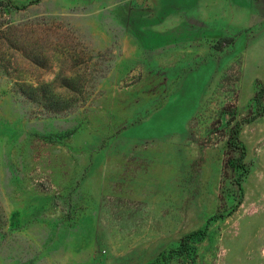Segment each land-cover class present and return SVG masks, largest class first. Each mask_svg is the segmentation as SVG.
I'll use <instances>...</instances> for the list:
<instances>
[{
	"label": "rangeland",
	"instance_id": "1",
	"mask_svg": "<svg viewBox=\"0 0 264 264\" xmlns=\"http://www.w3.org/2000/svg\"><path fill=\"white\" fill-rule=\"evenodd\" d=\"M0 264H264V0H0Z\"/></svg>",
	"mask_w": 264,
	"mask_h": 264
}]
</instances>
